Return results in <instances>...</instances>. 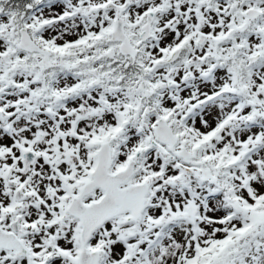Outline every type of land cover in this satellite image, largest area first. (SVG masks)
<instances>
[{"label":"snow or ice","instance_id":"1","mask_svg":"<svg viewBox=\"0 0 264 264\" xmlns=\"http://www.w3.org/2000/svg\"><path fill=\"white\" fill-rule=\"evenodd\" d=\"M0 264H264V0H0Z\"/></svg>","mask_w":264,"mask_h":264}]
</instances>
